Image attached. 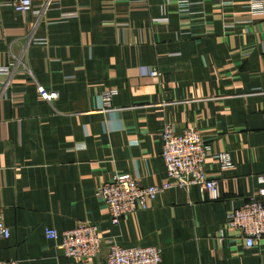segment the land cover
<instances>
[{
  "label": "crops",
  "instance_id": "0c3cea01",
  "mask_svg": "<svg viewBox=\"0 0 264 264\" xmlns=\"http://www.w3.org/2000/svg\"><path fill=\"white\" fill-rule=\"evenodd\" d=\"M186 1L187 11L178 0H54L36 15L0 0V63L8 65L0 72V206L9 229L0 259L73 262L43 230L87 221L97 224L102 251L111 240L157 247L158 264H264V238L254 248L234 230L217 238L226 213L262 186L264 17L250 14L248 0ZM37 84L57 97L41 98ZM165 124L196 126L232 166L221 169L209 154L215 193L164 189L113 224L97 186L118 172L160 182Z\"/></svg>",
  "mask_w": 264,
  "mask_h": 264
},
{
  "label": "built area",
  "instance_id": "2783aa9c",
  "mask_svg": "<svg viewBox=\"0 0 264 264\" xmlns=\"http://www.w3.org/2000/svg\"><path fill=\"white\" fill-rule=\"evenodd\" d=\"M35 0H3L16 11L33 10L36 15L44 11L54 0H42L37 8H34ZM180 11H187V1L178 0ZM247 7L254 17H264V0H248ZM34 8V9H33ZM74 11H63L61 17L74 14ZM37 42H45V38H35ZM0 72H8V65L0 63ZM149 76L156 77L159 71L155 67L146 69ZM67 77H73L68 75ZM39 96L47 101L57 97V91L48 89L42 84L36 85ZM116 93L115 88L104 91L103 100L108 103L111 96ZM162 142L161 157L165 164V177L158 183L143 185L131 174L118 172L111 180L100 183L96 188L97 195L106 204L110 221L113 224L127 213L137 209L149 207L156 195L171 187H188L196 184L201 191L208 190L215 193L218 179L209 175L204 162L209 154L217 160L221 169L232 166L228 151L219 150L211 153V144L206 141L201 131L194 125L185 127L179 132L173 131L169 124H165L160 131ZM262 186L257 192L250 195L239 206L226 213L225 225L220 230L218 240L225 238V230H234L246 248L256 247L264 238V173L256 177ZM44 236L50 240H57L58 248L66 258H72L73 262H60L59 264H87L100 256L103 249V240L99 235L98 226L95 223L83 221L74 227L57 231L46 226ZM8 227L3 223L0 206V239L7 238ZM160 250L155 246H119L108 240L105 255L98 264H158ZM0 264H18L14 260H2Z\"/></svg>",
  "mask_w": 264,
  "mask_h": 264
},
{
  "label": "water",
  "instance_id": "95a60500",
  "mask_svg": "<svg viewBox=\"0 0 264 264\" xmlns=\"http://www.w3.org/2000/svg\"><path fill=\"white\" fill-rule=\"evenodd\" d=\"M102 255H103V256L105 255V251H102Z\"/></svg>",
  "mask_w": 264,
  "mask_h": 264
}]
</instances>
